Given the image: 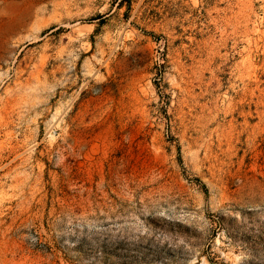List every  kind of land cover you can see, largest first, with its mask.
Here are the masks:
<instances>
[{"label":"rangeland","instance_id":"374dc122","mask_svg":"<svg viewBox=\"0 0 264 264\" xmlns=\"http://www.w3.org/2000/svg\"><path fill=\"white\" fill-rule=\"evenodd\" d=\"M0 264H264V0H0Z\"/></svg>","mask_w":264,"mask_h":264}]
</instances>
